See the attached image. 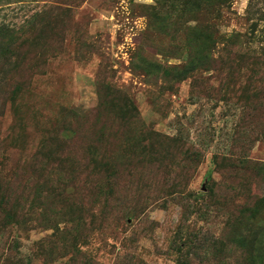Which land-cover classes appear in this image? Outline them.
Segmentation results:
<instances>
[{
  "label": "rangeland",
  "instance_id": "rangeland-1",
  "mask_svg": "<svg viewBox=\"0 0 264 264\" xmlns=\"http://www.w3.org/2000/svg\"><path fill=\"white\" fill-rule=\"evenodd\" d=\"M0 23L25 39L0 264H264V0H0Z\"/></svg>",
  "mask_w": 264,
  "mask_h": 264
},
{
  "label": "trees",
  "instance_id": "trees-1",
  "mask_svg": "<svg viewBox=\"0 0 264 264\" xmlns=\"http://www.w3.org/2000/svg\"><path fill=\"white\" fill-rule=\"evenodd\" d=\"M22 35L23 34H21V32L17 30L15 27H12L6 23H0V78L1 79H6L7 74L11 71H14L15 69L14 68L15 64L12 61H10V57L12 55L19 54L17 49L19 45L22 44L21 41L25 40L22 39L24 38ZM179 70H181V68ZM176 76H179V72L176 73ZM23 90L24 88L19 84L15 87L13 93H17V92L22 93ZM2 108H3V103H2ZM66 110L67 109H63V111ZM64 141L66 140L64 139ZM10 194L11 192H8L7 195L10 196ZM180 261L182 263V260ZM187 262H189V264H192V262L189 261V259L185 261V263Z\"/></svg>",
  "mask_w": 264,
  "mask_h": 264
}]
</instances>
